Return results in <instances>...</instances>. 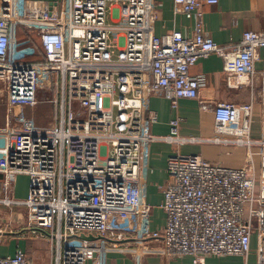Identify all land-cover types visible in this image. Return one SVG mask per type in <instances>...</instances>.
I'll return each mask as SVG.
<instances>
[{"label":"built area","instance_id":"obj_1","mask_svg":"<svg viewBox=\"0 0 264 264\" xmlns=\"http://www.w3.org/2000/svg\"><path fill=\"white\" fill-rule=\"evenodd\" d=\"M66 2L0 0V84L7 110L0 128L6 152L0 204L25 208V229L47 233L55 264H86L92 246V264H106L109 248L130 240L138 244L129 249L136 264H143L148 240L159 241L170 258L192 256L198 264L209 257L246 258L255 231L263 235L255 252L264 264V131L260 139L251 135L253 102L207 104L200 100L205 78L191 75L200 59L216 54L226 63L230 87L252 85L256 63H264V30L245 32L228 50L206 34L200 11L219 0H174L176 14L197 16L192 37L177 30L157 35L156 0H72L70 19ZM33 37L40 61L31 60ZM260 75L264 107V69ZM41 92L54 93L45 100L53 105V123L25 125L20 111L37 107ZM152 97L169 100L175 110L182 99L200 100L215 114V143L258 149L260 157L256 170L253 153L239 169L200 155H171L162 187L166 222L159 230L152 228L148 202L149 148L158 140ZM262 122L264 128V115ZM180 131L175 118L165 140L194 141ZM22 175L29 178L25 199L16 196ZM5 234L0 231V248ZM0 264L34 262L17 246L14 255L0 256Z\"/></svg>","mask_w":264,"mask_h":264},{"label":"crops","instance_id":"obj_2","mask_svg":"<svg viewBox=\"0 0 264 264\" xmlns=\"http://www.w3.org/2000/svg\"><path fill=\"white\" fill-rule=\"evenodd\" d=\"M54 1L58 0H43ZM159 7V18L156 25L158 36L165 35L170 31L177 30L182 32L185 37H192L194 34L198 19L194 15L192 18L185 14H176L174 0H156ZM203 13V24L206 34L216 43L228 50L239 45L243 35L247 31L264 30V0H219L217 5H203L200 8ZM263 58L264 51H261ZM230 58L227 59V63ZM225 61L216 54H211L208 58L200 59L191 69V75L202 76L206 80V85L201 90V101L207 104L216 105L218 103H233L240 105L247 102H253V124L251 135L254 139H260L263 135V115L264 107L261 100V75L264 69L263 61L256 63V71L259 73L255 81L250 86L241 88H232L227 84ZM197 99H182L179 101L177 110L173 109L169 100L163 97H152L150 109L158 115V123L152 126V134L158 137V140L151 144L149 148V164L151 174L148 181V202L153 210L152 228L159 230L164 227L166 215L161 209L164 199L162 187L168 182V158L176 153L183 155H200L205 160L218 163L222 166L239 169L245 164L247 157L252 155L256 170L260 167V157L258 149L248 151L245 147L233 144H219L213 141L215 135L214 123L215 114L212 110H203L201 102ZM175 118L181 119V135L187 138H193V142H187L183 145L171 143L165 138L171 135V121ZM4 138V136H3ZM5 148L4 142L0 141V147ZM5 152V149H4ZM6 155V152L4 153ZM5 157V156H4ZM5 164L4 158L0 160V168ZM2 176L0 175V180ZM29 178L20 176L16 196L19 199H25L28 195ZM250 203L244 207L243 218L250 216ZM31 232L27 229L22 232H16L11 236V243H15L11 254L2 253L0 256L14 255L18 242L26 244L25 240L30 239ZM42 237H49L45 233L37 231ZM50 238V237H49ZM259 232L252 235L251 246L257 250L261 245ZM146 252L142 259L143 264H198L192 256H182L170 258L162 253L161 243L155 240H148L142 243ZM54 245V244H53ZM138 244L135 241L118 243L109 248L106 264H136L133 256L129 254V249ZM27 253V251L25 250ZM95 247L92 246L89 252V258L86 264H92V258L95 255ZM28 254V253H27ZM50 262L55 264L54 250L52 246ZM31 258V257H30ZM33 261V259L31 258ZM205 264H258L257 253H251L248 257L230 256V257H209Z\"/></svg>","mask_w":264,"mask_h":264},{"label":"rangeland","instance_id":"obj_3","mask_svg":"<svg viewBox=\"0 0 264 264\" xmlns=\"http://www.w3.org/2000/svg\"><path fill=\"white\" fill-rule=\"evenodd\" d=\"M59 1V0H58ZM72 0H67V18L70 19L72 14ZM33 37V51L36 57H33L31 60L40 61L43 59L41 47L37 38ZM3 86L0 84V128H3L6 125L5 117L7 114L5 102L2 101L3 96ZM54 93H45L41 92L39 94L40 103L34 109L32 108H24L20 111L21 117L25 118V125L35 126V127H48L53 122V105L50 102L45 103L48 98H52ZM0 141L4 142L3 136L0 135ZM3 144L0 147V160L4 158L5 160V152H4ZM18 186V184H17ZM27 220V215L24 207H13L8 208L3 204H0V231H4L7 237L4 238V244L2 247V253L11 254L14 249V244L11 243V236L16 232H22L25 229V224ZM29 232V230H28ZM12 233V234H11ZM26 244H22L18 242V246L27 251L29 257L33 259L34 264H47L50 262L53 257L52 254V246L53 242L49 237H42L39 234H35L31 232L30 239L25 240ZM254 249L253 252L254 253Z\"/></svg>","mask_w":264,"mask_h":264},{"label":"water","instance_id":"obj_4","mask_svg":"<svg viewBox=\"0 0 264 264\" xmlns=\"http://www.w3.org/2000/svg\"><path fill=\"white\" fill-rule=\"evenodd\" d=\"M41 232H43V233H45V234H47L45 231H41ZM81 239L82 240H87V241H95V240H97V239H105V240H107V241H109V242H113L112 240H110V239H106V238H101V237H93V236H89V237H86V236H81Z\"/></svg>","mask_w":264,"mask_h":264}]
</instances>
